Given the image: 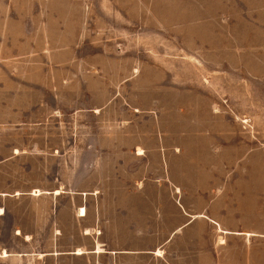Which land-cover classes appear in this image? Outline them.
I'll return each instance as SVG.
<instances>
[{
    "label": "rangeland",
    "instance_id": "1",
    "mask_svg": "<svg viewBox=\"0 0 264 264\" xmlns=\"http://www.w3.org/2000/svg\"><path fill=\"white\" fill-rule=\"evenodd\" d=\"M178 148L216 157L195 189L252 232L225 249L264 253V0H0V264L107 261L120 198L168 192Z\"/></svg>",
    "mask_w": 264,
    "mask_h": 264
},
{
    "label": "crops",
    "instance_id": "2",
    "mask_svg": "<svg viewBox=\"0 0 264 264\" xmlns=\"http://www.w3.org/2000/svg\"><path fill=\"white\" fill-rule=\"evenodd\" d=\"M177 151L174 160L178 165L182 163L184 167L180 178H177L187 179L180 182L183 185L176 182L175 177L178 174L175 173L178 166L176 165L170 177L173 185L167 190L168 192L144 187L124 195L120 199L125 215L121 211L114 212L108 221V250L98 251L94 247L95 249L89 253H93V257L101 260H103L102 257H107V261L103 260L101 264H213L214 261L215 264H264V253L254 251V247L251 251H246L244 248L229 252L228 248L225 249L226 241L223 234L231 233L232 240H237L238 235H248L250 241L252 232L230 230L229 224L220 217L219 210L215 209L210 202L212 192L210 190L199 192L195 189L199 186L206 189L209 179L205 175L211 172L208 170L216 157L208 160L199 153L190 156L183 154L179 148ZM141 153L138 152V154ZM185 161L193 165L194 170L186 169ZM217 161L221 164L222 158L219 157ZM199 178L204 180L200 182ZM200 196L201 200H199ZM168 205H171L170 217L173 218L174 215V220L163 216V210ZM82 213L81 210L79 216L84 217L87 212ZM192 225L194 226L190 229ZM213 226L220 235L218 240L220 248L225 249L215 256L212 244ZM208 229L209 234H207ZM18 231L20 234L21 231ZM161 235L164 239L159 238ZM162 242H164V249L178 251L176 258L167 262L161 258L164 253L160 246ZM102 243L106 244L104 241ZM86 253L88 252L80 249L75 252V255L80 257Z\"/></svg>",
    "mask_w": 264,
    "mask_h": 264
},
{
    "label": "bare ground",
    "instance_id": "3",
    "mask_svg": "<svg viewBox=\"0 0 264 264\" xmlns=\"http://www.w3.org/2000/svg\"><path fill=\"white\" fill-rule=\"evenodd\" d=\"M56 192L58 193V191H56ZM35 193H38V194H39V193H40V190H39V189H36ZM82 211H83V213L85 214V212H86V211H85V208H82ZM83 213H82V214H83ZM222 242H223V241H222ZM78 251H80V249H79ZM3 255H7V250H4V254H3Z\"/></svg>",
    "mask_w": 264,
    "mask_h": 264
}]
</instances>
